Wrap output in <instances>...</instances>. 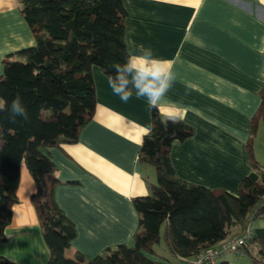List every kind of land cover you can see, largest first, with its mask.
Returning a JSON list of instances; mask_svg holds the SVG:
<instances>
[{
  "label": "crops",
  "instance_id": "obj_1",
  "mask_svg": "<svg viewBox=\"0 0 264 264\" xmlns=\"http://www.w3.org/2000/svg\"><path fill=\"white\" fill-rule=\"evenodd\" d=\"M122 2L128 54L140 55V45L150 48L174 76L160 114L179 109L180 119L195 130L190 139L172 145L175 171L187 181L236 194L240 180L252 171L245 145L264 87V0ZM34 43L19 0H0V74L5 56ZM92 75V119L76 142L42 149L60 180L55 201L77 230L65 255L79 251L85 259L132 242L138 225L132 198L149 194V182L155 181V170L138 158L150 128L147 99L137 98L132 88L124 102L99 66L92 67ZM261 122L264 116L258 127ZM252 150L264 166V135L258 150L253 136ZM35 189L22 163L17 202L4 230L6 240L0 241V256L17 264H47L49 257L30 200Z\"/></svg>",
  "mask_w": 264,
  "mask_h": 264
},
{
  "label": "trees",
  "instance_id": "obj_2",
  "mask_svg": "<svg viewBox=\"0 0 264 264\" xmlns=\"http://www.w3.org/2000/svg\"><path fill=\"white\" fill-rule=\"evenodd\" d=\"M21 13L35 43L2 60L0 101L10 104L19 94L29 118L8 119L0 110V241L11 207L17 202L20 165L25 164L35 184L31 203L43 241L47 264H185V260L239 235L247 217L261 221L254 227L250 247H242L254 264H264V166L253 155L252 141L264 116L261 103L250 121L245 145L252 171L238 184L236 194L187 181L175 171L170 158L174 142L183 143L195 130L184 120L163 118L151 107L150 128L143 136L139 161L154 168L149 194L132 198L138 225L130 244L105 248L91 259L76 251L65 255L77 230L54 198L60 180L56 167L42 149L74 143L96 107L92 67L109 77L113 63L129 56L124 40L127 15L122 0H19ZM161 241L175 260L161 256ZM256 249V255L250 251ZM0 264H17L0 256ZM219 264H228L220 260Z\"/></svg>",
  "mask_w": 264,
  "mask_h": 264
},
{
  "label": "clouds",
  "instance_id": "obj_3",
  "mask_svg": "<svg viewBox=\"0 0 264 264\" xmlns=\"http://www.w3.org/2000/svg\"><path fill=\"white\" fill-rule=\"evenodd\" d=\"M138 51L140 55H129L123 64L113 63L112 67L116 74L109 75V85L114 94L119 95L124 102L130 99L132 88H135L137 98L144 97L150 107L160 109L161 101L171 88L174 76L170 67H165L168 62L154 59L150 48L140 45ZM0 110H5L12 122H16L18 117L23 120L29 118L26 105L19 94L7 104V107L6 102L0 101ZM161 114L172 121L181 118L179 109H168Z\"/></svg>",
  "mask_w": 264,
  "mask_h": 264
},
{
  "label": "built area",
  "instance_id": "obj_4",
  "mask_svg": "<svg viewBox=\"0 0 264 264\" xmlns=\"http://www.w3.org/2000/svg\"><path fill=\"white\" fill-rule=\"evenodd\" d=\"M254 227L252 215H249L247 226L240 235L226 238L216 246L201 251L194 257L186 259L185 264H219L226 254L238 252L242 247H247L254 236Z\"/></svg>",
  "mask_w": 264,
  "mask_h": 264
},
{
  "label": "rangeland",
  "instance_id": "obj_5",
  "mask_svg": "<svg viewBox=\"0 0 264 264\" xmlns=\"http://www.w3.org/2000/svg\"><path fill=\"white\" fill-rule=\"evenodd\" d=\"M263 135H264V122H261L256 133H255V135H254L255 146H256L257 150H258V145L260 143H263ZM260 162H261V164H264V163H262V160ZM152 169H154V168L152 167ZM255 225H258V226L262 225V222L260 220L256 221ZM236 236H238V235H236ZM233 237H235V236H233ZM228 238H230V237H228ZM250 245L251 244L248 243L247 247H250ZM155 249L161 256L166 257L168 259H172L173 261L175 260L174 256H171V254L169 253V251H168L166 245L163 243V241H161L159 244L155 245ZM250 251L256 255V249L250 248ZM222 260L227 261L228 264H254L252 262L251 257L244 252V249H239L238 252L226 254L222 258Z\"/></svg>",
  "mask_w": 264,
  "mask_h": 264
}]
</instances>
